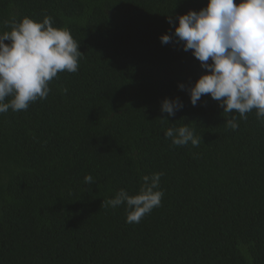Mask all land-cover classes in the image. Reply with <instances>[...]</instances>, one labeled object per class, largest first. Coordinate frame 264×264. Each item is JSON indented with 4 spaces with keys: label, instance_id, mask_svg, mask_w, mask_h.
<instances>
[{
    "label": "trees",
    "instance_id": "1",
    "mask_svg": "<svg viewBox=\"0 0 264 264\" xmlns=\"http://www.w3.org/2000/svg\"><path fill=\"white\" fill-rule=\"evenodd\" d=\"M207 3L0 0V31L51 17L83 53L46 99L0 114V264H264V122L233 112V130L210 95L193 106L178 87L207 70L175 37L177 17ZM166 97L183 102L174 116ZM183 124L198 146L165 138ZM154 172L164 196L139 223L101 206Z\"/></svg>",
    "mask_w": 264,
    "mask_h": 264
},
{
    "label": "clouds",
    "instance_id": "2",
    "mask_svg": "<svg viewBox=\"0 0 264 264\" xmlns=\"http://www.w3.org/2000/svg\"><path fill=\"white\" fill-rule=\"evenodd\" d=\"M177 19L175 37L207 70L186 89L183 83L178 85L188 92L191 104L196 106L202 96L210 95L223 108L226 125L233 130L239 127L233 112L246 120L255 110L257 119L264 122V0H208L199 11L190 9ZM4 23L10 30L0 31V114L27 110L31 102L46 99L50 82L60 72H77L83 54L70 31L54 27L51 17L37 21L24 16ZM160 39L168 44L172 35L165 33ZM182 108L179 97L161 102V111L168 116ZM164 136L175 146L195 147L201 141L187 124L168 127ZM163 175L145 174L136 194L121 188L101 206L124 205L126 223H139L161 205ZM84 182L95 183L90 174Z\"/></svg>",
    "mask_w": 264,
    "mask_h": 264
}]
</instances>
